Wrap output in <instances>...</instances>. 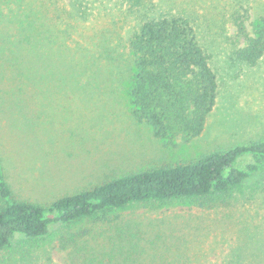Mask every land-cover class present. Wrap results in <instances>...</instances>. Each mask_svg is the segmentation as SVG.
<instances>
[{"label":"rangeland","instance_id":"rangeland-1","mask_svg":"<svg viewBox=\"0 0 264 264\" xmlns=\"http://www.w3.org/2000/svg\"><path fill=\"white\" fill-rule=\"evenodd\" d=\"M183 16L216 76L202 132L164 145L132 116L129 38L141 23ZM264 16V0H0V170L10 198L47 206L125 174L192 162L264 141V54L238 17ZM264 180L226 194L144 201L15 236L0 264H264ZM0 195V208L4 205Z\"/></svg>","mask_w":264,"mask_h":264},{"label":"trees","instance_id":"trees-1","mask_svg":"<svg viewBox=\"0 0 264 264\" xmlns=\"http://www.w3.org/2000/svg\"><path fill=\"white\" fill-rule=\"evenodd\" d=\"M235 23L246 37L235 57L255 65L264 54V16L252 21L249 35L238 17ZM128 44L135 68L128 88L132 116L144 121L164 145L174 144L178 137L199 135L214 107L217 81L190 21L183 16L147 19ZM256 177L264 180V141L211 151L188 163L125 174L47 206L11 199L0 170V195L5 201L0 208V249L15 236L43 238L58 227L109 209L144 201L219 196Z\"/></svg>","mask_w":264,"mask_h":264}]
</instances>
